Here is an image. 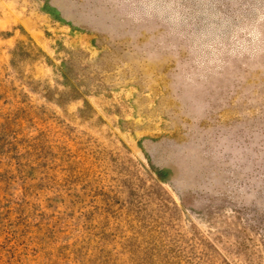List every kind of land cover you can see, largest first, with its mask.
<instances>
[{
  "label": "rangeland",
  "instance_id": "374dc122",
  "mask_svg": "<svg viewBox=\"0 0 264 264\" xmlns=\"http://www.w3.org/2000/svg\"><path fill=\"white\" fill-rule=\"evenodd\" d=\"M0 264H264V0H0Z\"/></svg>",
  "mask_w": 264,
  "mask_h": 264
}]
</instances>
